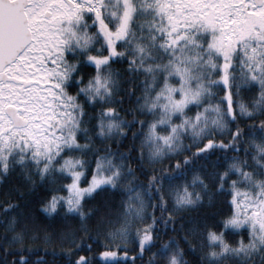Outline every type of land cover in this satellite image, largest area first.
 <instances>
[{
  "label": "snow or ice",
  "instance_id": "obj_1",
  "mask_svg": "<svg viewBox=\"0 0 264 264\" xmlns=\"http://www.w3.org/2000/svg\"><path fill=\"white\" fill-rule=\"evenodd\" d=\"M125 97L131 120L116 107ZM129 133L127 153L94 147ZM129 158L142 174L161 167L138 184ZM14 173L43 185L41 211L62 227L95 218L105 264H136L158 241L147 264H189L176 237L162 239L180 230L193 253L199 240L195 264H264V0H0V179ZM220 194L226 214L177 225ZM3 226L7 243L30 230L15 216ZM0 251V264H27Z\"/></svg>",
  "mask_w": 264,
  "mask_h": 264
},
{
  "label": "trees",
  "instance_id": "obj_2",
  "mask_svg": "<svg viewBox=\"0 0 264 264\" xmlns=\"http://www.w3.org/2000/svg\"><path fill=\"white\" fill-rule=\"evenodd\" d=\"M124 66H126V64L123 66L121 64L114 65L115 68L121 70ZM129 87H131V85H129ZM139 94V91H137V95ZM121 95L122 93H117V97ZM249 95L250 93L242 92L241 98L247 102ZM131 99L135 100V97H132ZM216 102V100H213V103ZM116 107L121 117L127 120L132 119V116L126 111V109L133 107V104L129 102L128 97H125V103L123 105H118ZM88 111L89 113H92L93 109L88 108ZM194 111L195 109H193V112ZM237 123H239V121H237ZM244 123H248V121H244ZM240 126L243 127L244 124H240ZM136 127L138 128L139 126L137 125ZM217 138L227 141L230 139V136L225 132L223 136L218 135ZM120 139L121 142L119 145L115 142V139H97L94 143V147L102 148L105 144H110L113 149H117L118 147L120 152H129L132 145L131 133H129L128 139ZM139 143L140 138L138 137L135 141L137 147H139ZM185 143H188V141H185ZM231 154L234 155L235 153ZM132 155L138 156V152H133ZM240 155L243 156L242 150ZM172 162L174 163V158ZM128 163L132 164L133 170L136 173L137 183H143L145 185L147 184L148 177L152 175L153 168L155 167L159 169L161 167V162H157L155 165L145 162L142 174L140 168L137 167L138 160L129 158ZM169 163V159H164L162 161V164L165 166ZM30 187L29 183L25 181L21 175L15 173L6 178L0 179V243H4L5 247L9 250L7 262H11L14 259L19 261V258L22 256L27 261V264H70V262L75 261L77 257L85 256L88 258L89 264H105V258L100 257L99 252L105 250L104 245H106L108 241L105 239V229L96 225L95 218L84 222L88 231L80 228L79 217H75L71 223L62 227L60 217L53 220L41 211L39 199L43 194V185L37 184L35 188H32V190L29 191L28 189ZM209 187L211 188V185H209ZM20 193H23V195L21 196ZM114 198L116 203L119 204L122 198L119 189L114 193ZM155 198L156 197L153 196V200H155ZM226 201L227 197L223 194L217 195L212 201V208H208L206 205L200 209L188 211L183 214V221L179 219L177 220V225L183 222L185 228H190L192 225L188 223L189 218L198 217L205 211H212L213 209L220 212L221 215L226 214L229 208ZM17 202L20 203V208L8 212L4 211V204ZM93 204L94 201L86 200L85 211H87L88 207H91ZM149 211H151V209H149ZM157 215L159 216V211H157ZM14 216L17 217L21 223H28L30 225V230L20 243H7L3 238L5 235L10 236L11 233H6L3 225L8 218ZM25 216H27V220H25ZM219 218L220 216H217V219ZM161 227H163V225H161ZM181 233L185 235L187 234L183 230H180V232L168 231L166 234L162 233V239L166 241L169 237H176L179 246L185 250V259L189 264H195L201 254L199 240L192 241L197 246V251L193 253L189 246L180 239ZM89 234H91L92 239H89ZM244 235L245 233L241 232L238 235H228L225 238L231 242L240 239ZM189 239L191 240L192 238L189 237ZM81 241H83V243H81ZM87 245H91L90 250ZM129 247H131V245H129ZM157 247H159V241L151 249L145 250L142 259L137 258L136 264H147L149 258L152 256V253L155 252ZM21 248L23 249L22 251L20 250ZM119 251L122 252L124 249H119ZM3 255L4 253L0 251V257H3ZM131 255L132 253L130 252L129 257H131ZM111 259L112 264H123L122 257L118 256ZM20 264H23V262L21 261Z\"/></svg>",
  "mask_w": 264,
  "mask_h": 264
}]
</instances>
